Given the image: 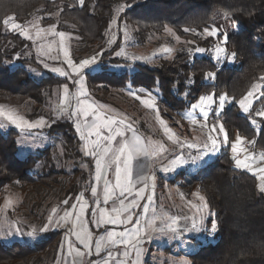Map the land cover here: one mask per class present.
Wrapping results in <instances>:
<instances>
[{"label":"trees","instance_id":"trees-1","mask_svg":"<svg viewBox=\"0 0 264 264\" xmlns=\"http://www.w3.org/2000/svg\"><path fill=\"white\" fill-rule=\"evenodd\" d=\"M129 4L123 12H117L119 5ZM8 16L22 24L34 19L45 26L55 24L59 31L77 37L73 50L77 55L91 54L97 47V52H103L101 71L88 74L94 88L99 86L97 90L108 93L128 85L157 89L160 111L171 120L197 102L200 95L209 92H228L239 99L264 75V0H85V7L78 0H0V22ZM225 16L236 24V29L227 30L226 45L229 52L237 53L235 61H225L217 67L210 53L193 51L189 55L187 48L171 59L160 60L156 67L136 62L131 73L107 69L108 62L131 63L114 56L122 45L120 35L127 30L125 25L134 30L135 46H144L155 34L164 33L167 25L183 41H193L192 49L204 47L209 51L220 38H206L197 33L213 22L220 27ZM113 18H118L120 40L105 49ZM184 28L196 31L185 33ZM29 69L42 70L33 44L0 23V104L31 105L35 106L31 116L45 115V108L55 98V89L68 81L53 75L37 81L29 76ZM207 71H216V79H205ZM189 77L194 82L190 83ZM253 109L259 110L258 102H254ZM248 116L238 105H226L219 120L229 130L230 139L239 133L247 141L255 140L253 149L260 153L264 151V118L255 117L257 124L252 125ZM47 133L61 136L67 161H72L74 167L72 173L58 168L53 154L52 170L43 175L29 174L35 157L18 158L17 132L10 131L7 135L0 132V210L1 195L7 186L15 191L27 188L28 201H32L27 216L32 217V222L42 221L41 224L54 202L61 203L55 205L62 208L64 199L74 203L75 197L87 188L86 182L93 173V162L83 156L82 143L70 120L61 118L51 122ZM178 176L185 178L180 186L187 194L198 189L205 195L219 225L218 241L192 254L191 264H264V195L259 193L258 180L251 173L235 168L230 149L224 148L195 175ZM61 235L62 231L48 232L35 247L19 243L5 247L0 242V264L53 263L58 258Z\"/></svg>","mask_w":264,"mask_h":264},{"label":"snow or ice","instance_id":"snow-or-ice-1","mask_svg":"<svg viewBox=\"0 0 264 264\" xmlns=\"http://www.w3.org/2000/svg\"><path fill=\"white\" fill-rule=\"evenodd\" d=\"M78 4L85 7V0H78ZM125 7H130V4L119 5L117 12H123ZM117 19L113 18L111 25H115L118 30ZM0 23L33 42L37 54L44 57L39 61L44 69L72 81L75 91L70 90L68 83H63L57 89L59 100L55 106L56 120L66 118L72 121L79 140L83 142V156L90 157L94 161V174L89 181V187L75 197V202L69 204V199H64L62 204L68 207L62 210L63 214L61 209L52 207L46 221L39 229L33 227L26 233L30 239L37 240L41 233H48L51 229H66L58 249L62 260L57 264H143L142 258L146 253L144 245L156 235L166 236L169 240H179L180 244L186 248H193L194 245L191 241L184 239V233H205L208 236H215L219 225L217 220L210 219V216H214L215 213L209 212V204L200 191L192 193L199 203L187 200L190 214L183 216L158 213L153 197L157 186V171L172 173L181 166L191 163L195 166L192 171L198 173L200 162L210 154L219 153L222 146L230 147L231 160L235 168L251 173L253 179L259 182V193L264 195V166H258L264 165V151H261L258 157L255 152L249 153L244 146L247 138L236 133L234 139H230L229 130L219 120L220 113L225 110L226 105H238L243 113L249 114L248 119L251 120L252 125L257 124L255 117L264 118V75L260 76L239 99L228 92H209L200 95L198 101L191 104L190 111L184 117L193 125L199 126L200 136L191 143L181 141L169 127L167 120L160 117L157 98L151 91L145 89L133 91L129 88V96L155 112V119L161 126L163 134L172 141L174 146L169 148L161 141L148 140L146 143V138L139 134L133 123L128 122V117L113 114L107 105L99 104L90 97L86 87L85 70L90 66H96L92 68V71H96L99 68L97 57L102 56L103 52H97L89 58L74 60L67 45V41L71 39L70 35L65 31H57L55 24L43 28L40 27L38 20H30L27 24H22L13 16H8ZM164 31L174 36L177 42L180 41V37L176 36L171 27L165 25ZM183 31L195 33L196 30L184 28ZM197 35L220 38L212 46L217 67L225 61L236 60L237 53L229 52L226 46L229 35L222 26L218 27L213 22L210 27H205L202 33ZM124 39L127 42V30L124 32ZM114 42V37L108 40L109 45ZM185 43L193 44L194 42L186 41ZM161 51L171 54L175 50L165 46ZM186 51L191 55L193 51L204 53L207 49L195 47ZM115 56L124 57L129 61L143 59L151 62L150 57L129 54L125 48L115 51ZM46 60L61 61L62 65H66L67 70L64 66H50ZM30 71L36 72V69H30ZM194 75L193 73V77ZM193 77L188 78L190 83L194 82ZM216 77V71H207L204 78L215 80ZM254 102H258L259 110L253 109ZM197 110L202 115V121L195 115ZM210 113L217 119L210 122ZM0 117H4L20 130L21 137L18 143L21 145L40 139L41 144H32V147H40L43 140L47 139V137H39L34 131L48 125V121L43 116L36 120H29L24 116L6 112L3 107H0ZM4 127L6 125L0 124V128ZM247 142L252 145L256 143L255 140ZM184 148L197 149V154L188 153L186 158L182 151ZM88 191L91 193V204L89 199L85 198V192ZM130 196L132 199H129ZM180 196L181 199L185 198L183 193ZM145 200L146 203L141 205L140 202ZM10 206L11 201L5 204V208ZM90 208L92 210L89 215ZM137 209H140L138 215ZM89 223L96 229L104 228V231L94 236ZM209 223L210 227H208ZM109 225L123 226V230L117 231L114 227L108 229ZM14 233L23 234L19 227H16L14 232L9 227L5 234L10 236ZM93 256L97 258L91 259ZM169 264H189V262L173 257L170 258Z\"/></svg>","mask_w":264,"mask_h":264},{"label":"rangeland","instance_id":"rangeland-1","mask_svg":"<svg viewBox=\"0 0 264 264\" xmlns=\"http://www.w3.org/2000/svg\"><path fill=\"white\" fill-rule=\"evenodd\" d=\"M40 27L47 28L48 26L42 25L39 19ZM221 26L224 31L227 30H234L236 29V24L233 22L231 17L225 16L224 19L221 20ZM27 24V23H24ZM111 30L109 31V38L114 37L115 42L109 45V43L106 45L105 49H108L110 47H113L117 40L119 39L118 36L120 35L116 26L111 25ZM56 30H58L56 26ZM34 31V30H33ZM124 32L122 33V45L121 48H125L126 51L129 54H135L137 56L142 57H150L151 62H148L147 60H137V61H129L130 64H111L108 62L107 69L109 71L113 72H134L135 70V63L140 62L142 64H146L151 67H156L160 60L164 59H171L174 57V55L180 51L181 49H187L191 48V44L185 43L182 39H180L179 42L176 41L175 37L172 35H169L168 33L164 32L162 34H155L151 39H149L144 46H135L133 42V33L134 30L129 27L127 28V34L128 39L127 42L124 39ZM71 39L67 41V45L69 47V50L73 54V59L78 60L80 58H89L92 55H95L97 53L96 48L91 54H83V55H77L74 53V46L76 45L77 41L74 35L69 34ZM205 37V36H204ZM208 38V37H206ZM48 39H51V37H48ZM120 40V39H119ZM29 41V40H28ZM32 44L33 42L30 41ZM34 46V53L36 55V58L38 59V62L41 59H44V57L39 56L36 51V46ZM171 47L175 51L171 54H165L161 51L163 47ZM211 54L214 58V54L212 52V49L209 51H206ZM115 56V55H114ZM101 56L97 57L99 68H97L96 71H92V68H95L96 66H90L89 69L85 70V81H86V87L90 94V97L95 100L97 103L102 105H107L113 112V114H119L122 116L128 117V122L133 123V126L138 129L139 134L146 138V143L148 140L151 141H161L169 148L174 147L172 145V141H169L167 137L163 134V130L161 126L159 125L158 121L155 119V112L151 109H147L141 104L139 101L135 100L133 97L128 95L129 88L133 91H137L139 89H145L146 88H135L131 85H128L124 89H113L110 93L104 91V90H97L98 87H93L90 83L89 75L88 74H94L101 71L102 63L100 60ZM124 58V57H119ZM61 59H63L61 57ZM47 63L50 64V66H64L66 68V65H62L61 61H52V60H46ZM40 63V62H39ZM42 70H37L36 72H32L29 69V76L33 78L34 80L40 81L42 78L46 77L47 75H53L55 77L66 79L65 77H60L57 73H53L48 69H44L43 65ZM67 70V68H66ZM39 73V75L37 74ZM67 80V79H66ZM69 84V88L72 91H75V88L72 84V81L67 80ZM101 88V87H100ZM58 89V88H57ZM57 89H55V98L52 99L49 103V105L45 108L47 114L45 115H39L37 117L31 116L35 111V106L31 105H24L21 107H15L10 106L7 104H0V107H3L4 111L6 112H12L14 115H20L24 116L26 119L29 120H36L39 119L41 116H43L47 121L48 125L45 126L42 129L34 130L37 132L38 136L43 138L47 137V139H44L42 142V146L40 147H32V144H41V140L37 139L35 141H31L28 144L21 145L18 143V140L21 137L20 130L15 128L14 125H11L4 117H0V124L6 125L4 128H0V132L4 135H7L10 131H16L17 134L15 135V142L17 144V157L20 159H27L30 157H35V161L33 162L34 165L32 169L28 171L31 175H43L44 173L52 170L54 168L52 164L51 157L53 158L54 154V161L55 165L58 168H63V170H66L68 173H72V169L74 168L72 165V161H67L66 157V149H65V143L62 141L61 136L58 135H49L47 133V129L51 126V122L53 120H56L55 116V106L58 103L59 100V93L57 92ZM153 93V95L157 98V107L159 108L158 104V96L159 91L157 89L148 90ZM196 103V102H195ZM160 109V108H159ZM190 111V107L185 109L183 112H181L178 115H175L171 119H168L164 117L160 111V117L162 119L167 120L169 127L173 129V131L179 136L181 141H187L188 143L193 142V140L196 137L200 136L199 132V126L193 125L191 121L188 119H185V114ZM242 112V110H241ZM243 113V112H242ZM245 114V113H243ZM198 120L202 121V115L197 110L195 113ZM214 118V119H213ZM216 116L210 113L209 120L211 119L216 120ZM66 119V118H63ZM72 122V121H70ZM74 128V125H73ZM75 131V128H74ZM76 133V132H75ZM77 134V133H76ZM78 136V134H77ZM79 138V137H78ZM119 139V138H118ZM234 139V138H233ZM247 140L245 141V145H247ZM82 148H83V142ZM244 145V146H245ZM246 147V146H245ZM253 148V145H251ZM224 148H230L229 146H222L219 153L215 155H209L208 157H205L203 161L200 162V169L203 168L206 164L214 160L219 154L222 153ZM247 148V147H246ZM249 153L253 152L251 149L247 148ZM183 153L185 154L187 158V154L191 153L192 155L197 154V149H188L184 148ZM40 156V157H39ZM258 157V156H257ZM92 160V158L88 157ZM70 162V163H69ZM93 162V173L94 174V161ZM195 166L191 163L187 165H183L180 168L177 169V171L172 173H163V172H156L157 181H156V190L155 195L153 197L155 206L157 208L158 213H166L169 215H180L183 216L185 214H190L189 209L187 207V200H192L194 203H199L198 199L192 195L193 192L199 191L198 189H195L191 194H187L184 189L180 186L181 182L185 180V178H182V176H178L179 174L183 173L186 176H192L195 175L196 172H193L192 169ZM199 169V170H200ZM71 175V174H69ZM92 175L89 177L88 181L86 182V187H89V181L92 179ZM178 176V177H177ZM185 176V177H186ZM109 178L111 179L112 176L110 174ZM177 179V180H176ZM175 180V181H174ZM259 186V182H258ZM184 194V199H181L180 194ZM202 194V193H201ZM28 190L27 188H23L19 191H15V189L12 186H7L4 193L1 195L2 205L0 210V242L3 246H11L14 243H19L23 245H29L31 247H35L38 243L42 242L45 239L46 233H41L40 238L37 240H32L27 236V232L30 231L33 227L39 229V227L42 225V221H31L32 217H28L30 213L31 208V202L28 201ZM85 198L89 199V203L91 204L92 198L90 191L85 192ZM129 199H132L130 196ZM11 201V206L8 208H5V204L7 202ZM58 203L57 201L52 204L51 207L48 209V213L51 210L52 207H57L61 209V214H63V209L68 207H59L55 205ZM141 205L146 203L145 201L140 202ZM91 208L89 209V215L91 213ZM137 215L140 213V209L136 210ZM210 213L213 212L209 207ZM151 215V213H150ZM47 216H44L43 220L46 221ZM135 219V217H134ZM210 219L215 220V215L210 216ZM43 222V223H44ZM159 223V222H158ZM183 225V221L181 223V226ZM9 227L12 228L13 232L16 227L21 228L22 235L13 234V235H6L5 233L9 229ZM115 228L117 231H122L123 226H107L108 229ZM131 227V225H129ZM208 227H210V223L208 224ZM89 228L94 232V236L98 235L100 232L104 231V228L96 229L94 225L89 223ZM66 229H51L49 232L54 231H62L61 237H59V240L63 241L64 232ZM195 237V238H193ZM184 239L191 241V243L194 245L193 248H186L180 244L179 240H169L166 236H160L156 235L154 238L146 243L144 245L146 249V253L143 256V264H169L170 258L175 257L176 259H184L191 264V258L190 256L194 253H196L202 246L206 245H214L218 241L217 233L215 236H208L205 233H199V234H193V233H184ZM62 260V256L60 253L59 261ZM50 264H55L50 263Z\"/></svg>","mask_w":264,"mask_h":264},{"label":"crops","instance_id":"crops-1","mask_svg":"<svg viewBox=\"0 0 264 264\" xmlns=\"http://www.w3.org/2000/svg\"><path fill=\"white\" fill-rule=\"evenodd\" d=\"M178 115V114H177ZM214 119V118H213ZM213 119H211V121H213ZM217 119V118H216ZM247 143V142H246ZM246 146V145H245ZM247 147V146H246ZM249 149H251L253 152H255L257 154V156H259V152H256L254 151V149L252 147H247ZM230 149V148H229ZM230 155H232L231 153V149H230ZM258 166H264V165H258ZM79 246V245H78ZM101 255H104V253H101ZM59 258H60V252L58 253V258L57 260L55 261V264H57V262L59 261ZM97 257L93 256L91 257V259H96ZM54 263V262H53Z\"/></svg>","mask_w":264,"mask_h":264},{"label":"built area","instance_id":"built-area-1","mask_svg":"<svg viewBox=\"0 0 264 264\" xmlns=\"http://www.w3.org/2000/svg\"><path fill=\"white\" fill-rule=\"evenodd\" d=\"M246 146H247V147H251V145H250V144H247Z\"/></svg>","mask_w":264,"mask_h":264}]
</instances>
